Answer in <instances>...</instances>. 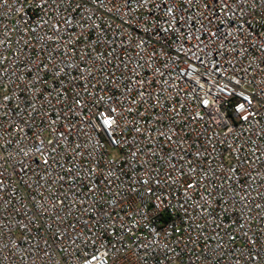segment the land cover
Returning <instances> with one entry per match:
<instances>
[{
    "label": "built area",
    "instance_id": "2783aa9c",
    "mask_svg": "<svg viewBox=\"0 0 264 264\" xmlns=\"http://www.w3.org/2000/svg\"><path fill=\"white\" fill-rule=\"evenodd\" d=\"M0 264H264V0H0Z\"/></svg>",
    "mask_w": 264,
    "mask_h": 264
}]
</instances>
